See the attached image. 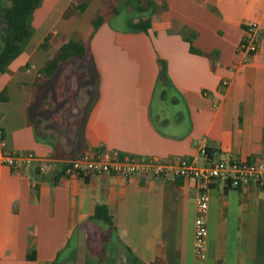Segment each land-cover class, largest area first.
<instances>
[{
  "label": "crops",
  "instance_id": "obj_1",
  "mask_svg": "<svg viewBox=\"0 0 264 264\" xmlns=\"http://www.w3.org/2000/svg\"><path fill=\"white\" fill-rule=\"evenodd\" d=\"M108 1L42 0L31 39L0 73V151L35 156L0 166V264H264V188L212 182L200 258L193 179L59 174L104 151L199 165L264 158V0H153L147 32ZM252 22L262 34L246 58L238 46ZM70 39L88 44L91 75L68 113L54 112L35 84ZM98 205L112 224L93 218Z\"/></svg>",
  "mask_w": 264,
  "mask_h": 264
},
{
  "label": "built area",
  "instance_id": "obj_2",
  "mask_svg": "<svg viewBox=\"0 0 264 264\" xmlns=\"http://www.w3.org/2000/svg\"><path fill=\"white\" fill-rule=\"evenodd\" d=\"M262 31L256 22L247 24L238 52L246 58L258 51ZM35 160L32 154L4 153L0 151V166H29ZM56 168V162H50ZM63 176L85 178L90 175L109 174L129 178L149 175L171 181L178 178L193 179L196 183L197 211L195 218V253L204 258L208 236L207 215L209 191L214 180L223 181L232 188L245 189L251 186L264 188V158L246 161L220 157L216 161L199 165L195 161L177 160L164 162L156 158L120 156L116 152L84 153L67 161L62 168Z\"/></svg>",
  "mask_w": 264,
  "mask_h": 264
},
{
  "label": "trees",
  "instance_id": "obj_3",
  "mask_svg": "<svg viewBox=\"0 0 264 264\" xmlns=\"http://www.w3.org/2000/svg\"><path fill=\"white\" fill-rule=\"evenodd\" d=\"M42 0H0V73H4L8 66L24 50L33 35L31 20L34 12L41 6ZM78 10H83V6H76ZM107 8L112 13L125 11L130 19L129 28L131 30H142L147 32L151 26V17L155 11L153 0H109ZM105 14L96 16L93 21L94 31L99 28L105 19ZM145 17V18H144ZM138 18L137 23H132L133 19ZM47 37L43 46L48 48ZM91 58L88 44H81L72 39L63 43L53 52L45 66L40 71V76L36 81L37 95L44 96L49 92L50 98L43 99V102L52 103V111L67 112L73 106L72 78H78L77 82L80 90L86 89V81L90 73L86 71V62ZM70 66L71 74L66 75L65 69ZM166 66L162 62L161 75L156 81V90L161 88L166 80ZM68 84V85H67ZM69 99L70 104H66ZM66 105V106H65ZM120 156H123L119 154ZM63 175L62 169L59 171ZM86 178V177H85ZM93 218L104 220L112 224L109 209L105 205H98L95 208ZM35 255H30L34 258ZM124 264H144L137 259H131Z\"/></svg>",
  "mask_w": 264,
  "mask_h": 264
},
{
  "label": "rangeland",
  "instance_id": "obj_4",
  "mask_svg": "<svg viewBox=\"0 0 264 264\" xmlns=\"http://www.w3.org/2000/svg\"><path fill=\"white\" fill-rule=\"evenodd\" d=\"M64 71H65L66 75H70L71 74V67L68 66ZM71 80H72V83H73V91L78 90L77 82H79L80 80L78 78H75V77H73Z\"/></svg>",
  "mask_w": 264,
  "mask_h": 264
}]
</instances>
